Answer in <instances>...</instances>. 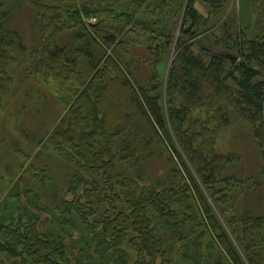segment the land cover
<instances>
[{
    "label": "trees",
    "instance_id": "obj_1",
    "mask_svg": "<svg viewBox=\"0 0 264 264\" xmlns=\"http://www.w3.org/2000/svg\"><path fill=\"white\" fill-rule=\"evenodd\" d=\"M25 1L39 27L32 50L8 26L0 0V117L11 67L27 66L54 84L67 112L47 143L76 166V200L33 208L26 193L11 195L0 207L8 213L0 220V264H264V208L240 214L237 207L238 192L244 202L263 196L256 190L264 185V0H253L262 30L237 48L238 62L217 51L206 62L183 46L164 106L158 73L144 77L149 64L118 50L129 32L150 29L135 12H117V0ZM184 9L196 22L193 6ZM163 27L165 49L172 36ZM233 113L252 129L257 177L232 175L238 156L218 150ZM165 153L167 177L148 183L144 162Z\"/></svg>",
    "mask_w": 264,
    "mask_h": 264
},
{
    "label": "rangeland",
    "instance_id": "obj_2",
    "mask_svg": "<svg viewBox=\"0 0 264 264\" xmlns=\"http://www.w3.org/2000/svg\"><path fill=\"white\" fill-rule=\"evenodd\" d=\"M1 1L10 15L8 26L17 30L32 50L39 33L35 9L25 0ZM136 1L117 0L114 6L117 12H135V17L145 20L150 29L144 26V29L138 27L137 33L129 32L126 45L118 46V50L120 48L128 60L149 64V69L142 72L144 77L152 73V68L158 73L159 100L163 106L170 71L179 60L184 45L191 46L196 54L202 51L204 59L209 62L215 51L239 56L237 48L242 42L257 38L262 30L253 0H141L138 4ZM189 3L197 13L196 22L184 18V7ZM157 21L159 23L154 24ZM92 22L96 24L98 21L94 18ZM160 24L170 29L172 39L169 48L163 47L165 40L161 36L163 26ZM9 72L14 83L0 117V207L11 200V195L23 197L24 193L27 194V205L33 208L52 203L54 206L51 208L57 209L63 207V200L75 202V192L70 190V183L76 166L66 162L47 143L48 136L67 112L58 91L53 83L30 75L27 66H13ZM120 101L118 97L110 100V104L118 105ZM218 150L225 155L233 153L238 156V163L230 171L232 175L236 176L238 172L240 177L250 178L260 174L262 162L252 129L239 115L232 114L231 126L219 141ZM168 156L165 153L144 162L148 183L167 177L170 167L166 160ZM237 166L240 168L236 171ZM43 177H46L45 181L41 180ZM260 191L263 196L254 202H244V196H240L242 193L236 192L240 214L246 209L262 211L264 203L259 202L261 198L264 202V185L258 187L256 193ZM13 201L14 208L18 207L16 203L22 204L20 197ZM55 201L57 205L53 204ZM7 214H1L0 220Z\"/></svg>",
    "mask_w": 264,
    "mask_h": 264
},
{
    "label": "water",
    "instance_id": "obj_3",
    "mask_svg": "<svg viewBox=\"0 0 264 264\" xmlns=\"http://www.w3.org/2000/svg\"><path fill=\"white\" fill-rule=\"evenodd\" d=\"M217 55L225 58V59H228V60H231L232 62H237L239 60V56L238 55H235L231 52H221V51H217L216 52Z\"/></svg>",
    "mask_w": 264,
    "mask_h": 264
}]
</instances>
